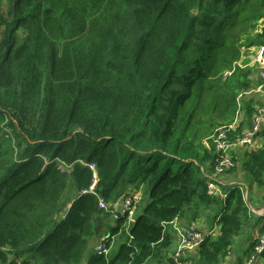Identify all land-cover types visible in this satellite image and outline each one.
Wrapping results in <instances>:
<instances>
[{
    "label": "trees",
    "instance_id": "trees-1",
    "mask_svg": "<svg viewBox=\"0 0 264 264\" xmlns=\"http://www.w3.org/2000/svg\"><path fill=\"white\" fill-rule=\"evenodd\" d=\"M256 45L264 0H0V264H173L166 227L203 219L218 234L187 260L222 264L249 205L207 194L211 135L241 103L251 120ZM259 139L243 172L264 188ZM134 191L126 231L98 203Z\"/></svg>",
    "mask_w": 264,
    "mask_h": 264
},
{
    "label": "built area",
    "instance_id": "built-area-1",
    "mask_svg": "<svg viewBox=\"0 0 264 264\" xmlns=\"http://www.w3.org/2000/svg\"><path fill=\"white\" fill-rule=\"evenodd\" d=\"M254 61L257 63V67L253 74V78L257 82L261 80V86H264V46L257 48L254 55ZM237 127L238 121L236 119L234 123L228 126H222L215 129L211 135V140L215 147V165L212 167L213 174L207 182V194L210 197L220 198L222 200L226 198L227 193L221 190L218 184L219 182L215 179L218 175L228 172L234 167V150L242 146L254 147L257 145L258 136L264 129V106L255 109V112L251 117L250 127L247 130L238 132ZM87 166L93 172V182L88 189L81 190V194L96 195L95 186L97 182V174L95 166L93 164ZM58 168L61 171H65L70 170L71 166H66L61 163ZM242 196L246 202V193H243ZM140 202V192L134 191L122 196L120 199L110 204H106L102 200H99L98 207L118 221H124L127 226L126 231H128L130 225L134 221L136 210ZM254 213L263 214V212L260 211H254ZM170 224L177 236V247L174 255L171 257L173 264H181L182 261H187L188 257L197 251L204 239L212 235L211 232L203 233L197 227L196 223L181 225L175 220ZM110 247L111 246H107L106 241H101L95 247V252L96 254L102 253V256L106 257L110 251ZM262 255H264V233H261L256 237L247 264L255 262Z\"/></svg>",
    "mask_w": 264,
    "mask_h": 264
},
{
    "label": "crops",
    "instance_id": "crops-1",
    "mask_svg": "<svg viewBox=\"0 0 264 264\" xmlns=\"http://www.w3.org/2000/svg\"><path fill=\"white\" fill-rule=\"evenodd\" d=\"M264 45H256L249 49L251 50H245L243 56L241 57L239 61V66L242 69H247L250 72V75L248 76V81L250 84V88L248 91L243 93L242 100L245 102H248L249 107L252 112H254L255 109L264 106V86H261V80L259 82L255 81L253 78V74L256 71L257 63L254 61V55L257 51V48ZM254 52V55L252 56L251 53ZM246 95V97H245ZM250 97V98H249ZM247 108L244 106L243 103H241V110L237 112V115L235 118H237L238 121V127L237 131H241L247 127H249L251 120L246 119L244 116L246 115ZM242 121V122H240ZM240 124V125H239ZM240 126V128H239ZM262 147L261 140L257 139V145L254 147L250 146H242L238 147L236 150L233 151V157L235 159V168L232 170L225 172L223 174L218 175V177L215 179L216 181H219V186L221 190L225 193L233 187L240 186L243 190L247 191L246 187L247 182H250L251 179L247 176L246 173L243 172V164L246 162L248 155L250 153H253L254 151L260 149ZM247 155V158L245 160L243 159V156ZM239 163V164H238ZM213 174L212 169L208 172V177L210 178ZM251 186H253L257 190V185L254 184L251 181ZM261 190V189H260ZM263 190V189H262ZM255 195V193H254ZM253 196L248 195V205H249V211H248V223L252 222V226L245 227L243 230V234L246 233V235H242L241 237H237L236 241L229 250V254L225 257L222 264H247V261L249 259V256L252 253V247L254 245V242L256 240V237L264 233V204L261 205L259 202L256 201V198ZM255 212H263V214H255ZM178 224L181 225H188L184 221L177 220ZM247 223V224H248ZM197 227L203 232L206 233L209 230H211L212 235L216 236L218 234L219 227L213 226L211 229L207 227V224L205 220L197 222ZM172 225L166 227L167 233L172 237L169 247L167 249V256L170 254L172 257L175 249H173V246L177 247V236L172 232L171 230ZM115 240V239H114ZM172 248L173 250L170 251L169 249ZM169 259V257H168ZM181 264H189L188 261H182ZM251 264H264V255L260 256L255 262Z\"/></svg>",
    "mask_w": 264,
    "mask_h": 264
},
{
    "label": "rangeland",
    "instance_id": "rangeland-1",
    "mask_svg": "<svg viewBox=\"0 0 264 264\" xmlns=\"http://www.w3.org/2000/svg\"><path fill=\"white\" fill-rule=\"evenodd\" d=\"M248 50H251V49H248ZM251 55L253 56L254 55V52L253 53H251ZM227 73V72H226ZM225 73V74H226ZM245 97H246V95H245ZM250 98V97H249ZM250 127V126H249ZM249 127H247V128H245V129H243V130H241V131H244V130H247ZM241 131H238V132H241ZM247 158V155H244L243 156V159L242 160H245ZM239 164V163H238ZM235 168V167H234ZM249 177V176H248ZM249 179H250V177H249ZM247 188V191H245L244 190V192L247 194V197H248V195L249 196H253L254 195V193H255V195H254V197L256 198V201L257 202H259L261 205H263L264 204V188H258L257 187V190H259V191H254V187L253 186H251V180H250V182H247V184H246V187H244V189H246ZM261 189V190H260ZM263 189V190H262ZM254 224V223H253ZM252 224V222H249L245 227H250V226H252L253 225ZM171 230H172V228H171ZM244 230V229H243ZM172 232L174 233V231L172 230ZM175 234V233H174ZM242 235H246V233H242ZM241 235V236H242ZM176 236V235H175ZM240 236V237H241ZM239 237V236H238ZM239 237V238H240ZM115 239V240H114ZM119 239L118 238H113V243H114V247H113V249H114V251L117 249V246H118V243H119ZM176 247L175 246H173V249H175ZM172 248H170L169 250L170 251H172L173 250ZM176 250V249H175ZM175 252V251H174ZM173 255H174V253H173ZM170 256V254L167 256V258ZM188 261V260H187ZM189 262V264H190V261H188ZM153 264H168V263H166L165 261H163V262H161V263H158V262H153Z\"/></svg>",
    "mask_w": 264,
    "mask_h": 264
},
{
    "label": "clouds",
    "instance_id": "clouds-1",
    "mask_svg": "<svg viewBox=\"0 0 264 264\" xmlns=\"http://www.w3.org/2000/svg\"><path fill=\"white\" fill-rule=\"evenodd\" d=\"M234 160H235V159H234ZM234 167H235V165H234ZM234 167H233V168H234ZM233 168H232V169H233ZM232 169H231V170H232ZM218 182H219V181H218ZM239 187H240V186H239ZM240 191L242 192V194L245 193L244 190H243L241 187H240ZM246 195H247V194H246ZM247 199H248V197H247ZM246 202H247V201H246ZM176 221H177V220H176ZM169 225H170V224H169Z\"/></svg>",
    "mask_w": 264,
    "mask_h": 264
},
{
    "label": "bare ground",
    "instance_id": "bare-ground-1",
    "mask_svg": "<svg viewBox=\"0 0 264 264\" xmlns=\"http://www.w3.org/2000/svg\"><path fill=\"white\" fill-rule=\"evenodd\" d=\"M112 217V216H111ZM113 218V217H112ZM114 220H117V219H115V218H113ZM97 256H102V253L101 254H96Z\"/></svg>",
    "mask_w": 264,
    "mask_h": 264
}]
</instances>
